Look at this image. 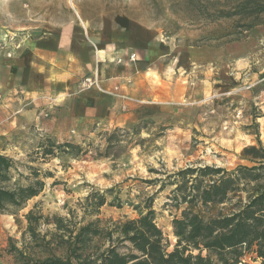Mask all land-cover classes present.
<instances>
[{
	"label": "rangeland",
	"instance_id": "obj_1",
	"mask_svg": "<svg viewBox=\"0 0 264 264\" xmlns=\"http://www.w3.org/2000/svg\"><path fill=\"white\" fill-rule=\"evenodd\" d=\"M247 2L0 0V67L10 62L29 39L57 30L69 21L84 25L90 37L103 27L130 20L176 47L222 50L221 56L195 68L214 75H201L202 78L185 82L191 94L197 93L192 97L168 104H154L150 99L144 102L122 90L120 84L110 89L103 86L95 68L94 74L77 83L75 91L94 90L113 98V103L119 102L115 109L102 114L103 117L79 121L67 130L49 132L48 125L29 124L5 136L0 141V155L14 162L12 182L27 185L32 179L31 168L39 173L44 188L16 215L0 214V264H13L5 249L9 238L19 245L26 228L24 215L29 210L44 216H66L71 208L79 210L78 201L93 191L106 196L99 216L104 220L135 219L150 206L154 221L167 240V251L176 242L173 217L184 208L209 219L229 214L234 203L246 200V194L239 192L229 194L231 198L226 203L207 207L182 204L178 208L172 197L178 186L181 190L176 196H187L191 180L204 167L230 172L238 167L264 165V32L255 38L256 49L249 51V31L264 24V13L253 17ZM250 25L253 27L249 28ZM96 52L95 62L99 65L126 68L136 61L134 55V61L130 60L132 54L109 58L101 52L98 57ZM177 69L176 65V74ZM90 76L98 79L103 92L82 89V81ZM7 99L9 96L0 89V106ZM12 99L16 103L8 107L14 109L16 116L21 115L27 108L22 92L16 91ZM56 102L50 100L48 113H41L46 121L57 107ZM11 122L6 119L0 125L1 131L11 132ZM47 140L56 146L68 143L73 148H60L55 156L43 159L41 153ZM188 171L192 175L185 174ZM207 180L204 178L205 184ZM238 264L263 263L245 252Z\"/></svg>",
	"mask_w": 264,
	"mask_h": 264
},
{
	"label": "trees",
	"instance_id": "obj_2",
	"mask_svg": "<svg viewBox=\"0 0 264 264\" xmlns=\"http://www.w3.org/2000/svg\"><path fill=\"white\" fill-rule=\"evenodd\" d=\"M255 1L247 2L253 17L264 13V2ZM63 147L73 148L47 140L41 156L53 157ZM13 169V160L0 155V214L16 215L44 188L39 173L31 168L32 179L27 185L12 182ZM259 171L264 172V165L230 172L204 167L191 180L187 196H176L181 190L178 186L172 197L178 208L182 204L207 207L226 203L229 194L239 192L246 194V200L234 203L229 214L209 219L184 208L172 220L176 242L171 251H167V240L150 206L135 219L104 220L99 216L106 196L93 191L78 201L79 210L71 208L66 216H44L29 210L19 245L9 238L5 253L13 264H238L247 252L264 264V174ZM185 174L192 175V171ZM184 189L187 191L186 186Z\"/></svg>",
	"mask_w": 264,
	"mask_h": 264
},
{
	"label": "crops",
	"instance_id": "obj_3",
	"mask_svg": "<svg viewBox=\"0 0 264 264\" xmlns=\"http://www.w3.org/2000/svg\"><path fill=\"white\" fill-rule=\"evenodd\" d=\"M259 32H264V24L249 31V51L256 49L255 38ZM86 33L84 25L69 21L57 30L29 39L10 62L0 67V89L9 96L0 106V125L6 119L12 120L11 132H2L0 126V141L13 135L15 129H22V125H48L49 132L62 131L76 127L79 121L91 120L98 115L103 117L102 114L115 109L119 102L113 103V98L99 95L94 90L75 91L77 83L84 76L94 74L95 68L102 85L108 89L120 84L122 90L138 100L168 104L197 94H191L185 82L202 78L201 75H214L195 68L222 55L220 48L176 47L171 42L160 41L157 34L130 20L103 27L100 33L93 32L90 37ZM94 47L98 57L100 52L109 58H126L132 54L136 61L126 68L99 65L95 62ZM176 65L179 75L174 71ZM204 87L202 85L201 91ZM18 90L22 92L27 108L16 116L8 105L16 103L12 97ZM50 100H56L57 107L46 121L41 113H48Z\"/></svg>",
	"mask_w": 264,
	"mask_h": 264
},
{
	"label": "built area",
	"instance_id": "obj_4",
	"mask_svg": "<svg viewBox=\"0 0 264 264\" xmlns=\"http://www.w3.org/2000/svg\"><path fill=\"white\" fill-rule=\"evenodd\" d=\"M130 60L134 61V56L133 55L130 56ZM80 86L82 87L83 90L95 88V89L103 92V89L100 86V83H99V81H98V79L96 77L90 76V77L85 78L82 81Z\"/></svg>",
	"mask_w": 264,
	"mask_h": 264
}]
</instances>
